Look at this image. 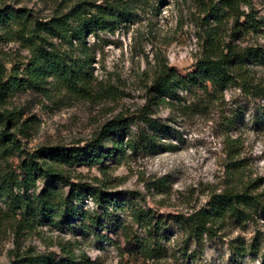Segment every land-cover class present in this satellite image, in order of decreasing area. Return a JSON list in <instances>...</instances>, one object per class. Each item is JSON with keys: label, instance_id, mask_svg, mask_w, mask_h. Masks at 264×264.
<instances>
[{"label": "rangeland", "instance_id": "obj_1", "mask_svg": "<svg viewBox=\"0 0 264 264\" xmlns=\"http://www.w3.org/2000/svg\"><path fill=\"white\" fill-rule=\"evenodd\" d=\"M94 1L113 3L127 13L124 17L116 15L113 31L99 32V37L90 34L87 38L88 47H92L94 89L101 94L83 98L56 90L55 86H51L50 99L35 90L14 92L4 107L23 111L24 121L32 119L30 138L22 140L18 136L27 151L42 146L84 147L117 115H140L148 104L146 85L152 81L159 63L174 66L186 76L196 70L197 61L203 57V30L189 0H146L145 5H126V0ZM253 2L257 17L264 20V0ZM61 3L62 0H0V7L28 9L46 21ZM237 43L264 47V28ZM24 46L18 40L0 41V84L8 80L13 68L23 71L30 55ZM247 69L251 76L248 84L231 86L222 92H214L208 85V94L203 90L180 91L179 101L154 107L152 118L160 119L171 129L163 142L173 151L162 150L155 155L127 151L122 159L91 167L79 165L70 171L71 183L82 181L101 186L162 217L191 214L207 205L215 193L238 183L261 179L260 189L264 193V98L257 89L264 88V61H249ZM105 146L111 147L110 141ZM235 161H240L243 171L231 177ZM18 164L14 157L9 167L16 170ZM48 185L66 195L72 190L53 181H39L30 194L39 193ZM79 206L98 213L104 220L117 218L132 224L127 210L104 217L90 199ZM0 207L4 211L0 214V264H12L17 255L32 262L35 257L51 254L60 262L61 245L67 242L77 255H86L89 264H168L131 258L125 244L118 248L122 240L114 229L96 231L113 241L104 242L86 230L89 224L82 220L63 225L56 218L53 223L18 231L20 217L9 212L3 203ZM255 229L264 233V217L245 231H230L217 248L205 244L201 263L242 264L230 261L228 242L240 234L249 240ZM191 248L194 250L195 246ZM243 264H262V257H247Z\"/></svg>", "mask_w": 264, "mask_h": 264}, {"label": "trees", "instance_id": "obj_2", "mask_svg": "<svg viewBox=\"0 0 264 264\" xmlns=\"http://www.w3.org/2000/svg\"><path fill=\"white\" fill-rule=\"evenodd\" d=\"M189 1L194 6L193 13L199 15L204 36L203 57L197 61L193 73L184 76L176 67L159 63L152 81L146 85L148 104L140 115L131 118L117 115L84 147L42 146L30 151L24 149L18 136L22 140L30 138L32 119L24 121L23 111L5 109L9 97L16 91L35 90L50 99L51 86L78 97L99 96L101 93L94 89L92 47H88L87 38L90 34L99 37V32L113 31L116 15L124 17L127 13L113 3L62 0L53 16L43 21L28 9L0 7V41L18 40L30 52L23 71L13 68L8 80L0 84V203L20 217L18 231L53 223L56 218L63 225L82 220L89 224L86 230L104 242L113 243L96 231L114 229L122 240L118 248L125 244L133 259L146 263L202 264L205 244L217 248L230 231H245L264 217L261 179L215 193L207 205L191 214L169 217L157 216L129 197L111 194L101 186L82 181L71 183L70 171L79 165L91 167L122 159L127 151L146 155L173 151V147L163 142L171 129L160 119L152 118L155 106L179 101L180 91L203 90L208 94V85L214 92H222L231 86L248 84L251 76L247 62L264 61V47L237 43L264 28V20L257 17L253 0ZM130 2L145 5L146 0H126L125 4ZM66 3L68 7L64 6ZM257 89L264 98V88ZM106 141H110L111 147L105 146ZM14 157L19 160L16 170L9 167ZM233 165L231 177L243 171L240 161ZM39 181H53L72 190L66 195L48 185L41 192L30 194ZM89 199L104 217L127 210L132 224L117 218L104 220L96 212L85 211L79 205ZM1 212L4 211L0 207ZM255 230L249 240L240 234L228 242L231 262L243 264L247 257L261 256L264 264V233ZM191 245L195 246L194 250ZM61 252L60 262L51 254L35 257L32 262L17 255L12 264H89L90 259L77 255L70 242L61 245Z\"/></svg>", "mask_w": 264, "mask_h": 264}]
</instances>
